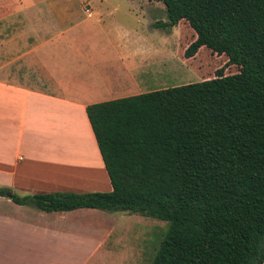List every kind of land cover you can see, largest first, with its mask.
Segmentation results:
<instances>
[{
    "label": "trees",
    "instance_id": "1",
    "mask_svg": "<svg viewBox=\"0 0 264 264\" xmlns=\"http://www.w3.org/2000/svg\"><path fill=\"white\" fill-rule=\"evenodd\" d=\"M154 1L206 79L87 107L111 192L0 197L168 223L153 264H264V0Z\"/></svg>",
    "mask_w": 264,
    "mask_h": 264
},
{
    "label": "crops",
    "instance_id": "2",
    "mask_svg": "<svg viewBox=\"0 0 264 264\" xmlns=\"http://www.w3.org/2000/svg\"><path fill=\"white\" fill-rule=\"evenodd\" d=\"M38 2L0 19V189L111 192L86 109L134 96L147 76L134 74L136 58L149 50L136 56L134 33L91 7ZM116 229L103 211L48 213L0 197V264H110Z\"/></svg>",
    "mask_w": 264,
    "mask_h": 264
},
{
    "label": "rangeland",
    "instance_id": "3",
    "mask_svg": "<svg viewBox=\"0 0 264 264\" xmlns=\"http://www.w3.org/2000/svg\"><path fill=\"white\" fill-rule=\"evenodd\" d=\"M51 4L57 0H0V19L3 11L15 7H30L36 4ZM70 4L79 8L101 12L107 22L121 23L123 27L134 33V40L141 43L134 47V54L141 55V50H149L148 55L137 56L134 74L146 73V84L139 89L134 88V96L150 92L163 91L170 88L203 82L206 77L194 72L198 65L195 61L183 60L187 45L193 40V34L186 24L173 28H158V23H167L165 6L154 0H69ZM112 14H109V13ZM109 15H113L109 16ZM24 16V15H23ZM112 18V19H111ZM137 42V41H136ZM138 43V42H137ZM147 57V58H146ZM200 70L203 68L200 66ZM239 69L231 67L228 73H236ZM90 192L79 193L87 194ZM108 193V192H98ZM109 213V212H105ZM113 225L117 227L112 238L115 252L110 256V264H153V260L161 242L167 236L168 223L145 218L139 215L112 212ZM121 238V239H120ZM121 241L122 247L118 244ZM9 239L0 238V247L5 257Z\"/></svg>",
    "mask_w": 264,
    "mask_h": 264
}]
</instances>
